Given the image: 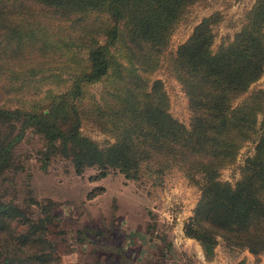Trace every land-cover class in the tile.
Instances as JSON below:
<instances>
[{"label":"trees","instance_id":"1","mask_svg":"<svg viewBox=\"0 0 264 264\" xmlns=\"http://www.w3.org/2000/svg\"><path fill=\"white\" fill-rule=\"evenodd\" d=\"M196 0H0V264H60L50 235L59 224L52 200L28 203L1 184L14 146L28 129L75 172L109 169L138 179L179 170L200 194L183 231L211 259L215 246L264 255V0L213 49L214 12L177 49L171 34ZM181 85L188 124L172 115L158 68ZM101 82L95 94L90 86ZM260 118V119H259ZM91 122L110 137L100 145L82 131ZM253 141L241 177H219Z\"/></svg>","mask_w":264,"mask_h":264},{"label":"rangeland","instance_id":"2","mask_svg":"<svg viewBox=\"0 0 264 264\" xmlns=\"http://www.w3.org/2000/svg\"><path fill=\"white\" fill-rule=\"evenodd\" d=\"M254 1L196 0L174 28L167 52H174L203 17L218 12L220 18L213 25L215 49L239 30ZM152 78L163 80L170 112L188 124L187 98L178 81L164 67L155 70ZM250 87L264 89V72ZM100 88L99 81L90 86L95 94ZM82 131L100 145L110 141L91 122ZM42 147V137L28 129L14 146L13 165L5 171L1 184L7 197L28 203L33 214L38 213L33 200L55 202L53 212L60 221L50 226V235L57 243L60 264H264L263 254L232 248L222 241L211 259L204 256L199 242L183 231L200 190L179 170H170L163 177L145 173L131 179L109 169L95 177L96 167L77 173L69 158L60 154L44 164ZM253 148V141L246 142L235 160L220 169L219 177L230 182L241 177L244 159Z\"/></svg>","mask_w":264,"mask_h":264},{"label":"crops","instance_id":"3","mask_svg":"<svg viewBox=\"0 0 264 264\" xmlns=\"http://www.w3.org/2000/svg\"><path fill=\"white\" fill-rule=\"evenodd\" d=\"M248 253V252H247ZM247 256H250V255H247Z\"/></svg>","mask_w":264,"mask_h":264}]
</instances>
